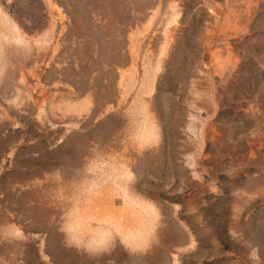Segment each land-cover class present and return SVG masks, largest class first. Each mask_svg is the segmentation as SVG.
Returning <instances> with one entry per match:
<instances>
[{
    "label": "rangeland",
    "instance_id": "obj_1",
    "mask_svg": "<svg viewBox=\"0 0 264 264\" xmlns=\"http://www.w3.org/2000/svg\"><path fill=\"white\" fill-rule=\"evenodd\" d=\"M0 264H264V0H0Z\"/></svg>",
    "mask_w": 264,
    "mask_h": 264
}]
</instances>
